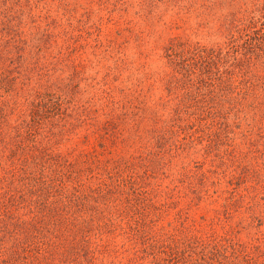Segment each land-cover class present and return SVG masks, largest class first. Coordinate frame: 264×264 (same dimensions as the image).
Wrapping results in <instances>:
<instances>
[{"label":"trees","instance_id":"obj_1","mask_svg":"<svg viewBox=\"0 0 264 264\" xmlns=\"http://www.w3.org/2000/svg\"><path fill=\"white\" fill-rule=\"evenodd\" d=\"M227 137L252 243L155 231ZM263 226L264 0H0V264H264Z\"/></svg>","mask_w":264,"mask_h":264},{"label":"rangeland","instance_id":"obj_2","mask_svg":"<svg viewBox=\"0 0 264 264\" xmlns=\"http://www.w3.org/2000/svg\"><path fill=\"white\" fill-rule=\"evenodd\" d=\"M104 28L105 30L108 28ZM207 43H215V41L207 42ZM137 50L132 47L128 51V58L130 62L136 59ZM132 60V61H131ZM143 58H140V64L143 62ZM137 66V67H138ZM135 67L133 69L132 75L133 77H138V72H134ZM243 126V125H241ZM245 127V126H244ZM241 129H236V137L237 141H241ZM222 147L219 148V145L213 151L206 145V164L199 167L201 162H203V155L200 153H192L191 159L193 161L198 162V165L195 163H191V172L184 177H178L177 174L175 176L177 182L178 191L183 194H188V196L178 203L174 202L175 200L169 203V200L166 202L165 206L160 207L158 203V199H154V205L152 209V217L148 223L149 226L154 227L155 231H159L160 229H164L165 231H170V229L180 230L182 227L190 230L193 233L203 234L206 233V237L211 234L215 235H224L229 234L230 230L236 234V238L241 242L252 243L249 241L251 236H248V232L244 231L247 224L245 222H241V218L239 214L236 216H230L229 211L226 209L224 205L225 195L220 191V189L228 190L230 186L233 184L235 178L230 176L229 170L232 168L234 162H237L231 155V149L234 146V143H231V140H228V137L225 140H222ZM244 150V149H243ZM228 153V155H224L223 153ZM195 153V154H194ZM194 154V155H193ZM250 158V157H249ZM190 159V160H191ZM189 160L186 161L188 163ZM251 162V161H244ZM220 168H219V165ZM217 167V168H215ZM234 167V166H233ZM200 168V169H199ZM206 171V187H202L201 178H196V174L201 172V169ZM239 171V170H238ZM192 173L194 174L192 177ZM220 179V184L218 186V182ZM237 181V180H236ZM192 183V184H191ZM192 185L195 187L193 190L190 187ZM219 187V189H218ZM174 202V203H173ZM257 229V228H256ZM264 230V226L261 228ZM254 233H257V230H253ZM252 249L250 252L251 255L255 256L258 261L263 257L260 253L256 252V245L248 246ZM262 248V246L259 245ZM256 250V251H255ZM250 255L249 260L250 264H254L255 259Z\"/></svg>","mask_w":264,"mask_h":264}]
</instances>
